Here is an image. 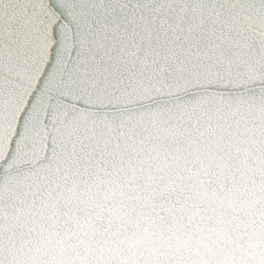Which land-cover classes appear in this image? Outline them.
<instances>
[{
  "label": "water",
  "instance_id": "obj_1",
  "mask_svg": "<svg viewBox=\"0 0 264 264\" xmlns=\"http://www.w3.org/2000/svg\"><path fill=\"white\" fill-rule=\"evenodd\" d=\"M0 264H264V0H0Z\"/></svg>",
  "mask_w": 264,
  "mask_h": 264
}]
</instances>
